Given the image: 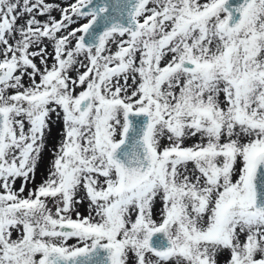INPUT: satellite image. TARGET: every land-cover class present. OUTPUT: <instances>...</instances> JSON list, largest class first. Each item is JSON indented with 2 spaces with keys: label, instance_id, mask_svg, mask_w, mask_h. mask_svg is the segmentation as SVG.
<instances>
[{
  "label": "snow or ice",
  "instance_id": "1",
  "mask_svg": "<svg viewBox=\"0 0 264 264\" xmlns=\"http://www.w3.org/2000/svg\"><path fill=\"white\" fill-rule=\"evenodd\" d=\"M221 256L264 264V0H0V264Z\"/></svg>",
  "mask_w": 264,
  "mask_h": 264
},
{
  "label": "rangeland",
  "instance_id": "2",
  "mask_svg": "<svg viewBox=\"0 0 264 264\" xmlns=\"http://www.w3.org/2000/svg\"><path fill=\"white\" fill-rule=\"evenodd\" d=\"M48 2L53 3V4L64 5L65 0H48ZM70 2H74V0H70ZM52 15L55 16L57 19L60 18V14H59L58 10L57 11H53ZM39 19L44 20V19H46V17H39ZM49 51H51V49H49ZM37 63H38V61H37ZM56 127L57 126L53 127L52 138H50L49 144H53L55 142ZM48 160H49V155H48V152L46 151L44 153V156H43V159H42V161L40 163V166H39V168L36 171V179H35V183L36 184H39L40 181L42 180L43 176L45 175V171H46V166L48 164ZM21 182H22L21 179H17L16 184L14 185V187L18 188L20 186ZM29 187H31V185H29ZM81 211L83 212L84 209L81 208ZM224 258H225L224 256H221L219 258L220 261H221V264H222Z\"/></svg>",
  "mask_w": 264,
  "mask_h": 264
}]
</instances>
